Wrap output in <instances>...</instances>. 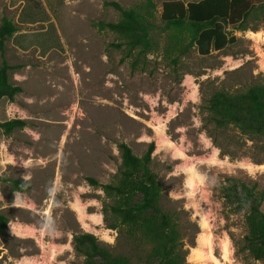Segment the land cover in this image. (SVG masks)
Returning <instances> with one entry per match:
<instances>
[{"label": "rangeland", "instance_id": "rangeland-1", "mask_svg": "<svg viewBox=\"0 0 264 264\" xmlns=\"http://www.w3.org/2000/svg\"><path fill=\"white\" fill-rule=\"evenodd\" d=\"M143 1L0 0V22L7 16L18 26L5 44L4 57L18 66L10 71V80L22 75L33 98L32 104L14 100L20 116L28 117L24 128L10 134L0 129L8 154L0 160L9 166L1 174L0 213L10 219L0 234V264H85L72 245L74 233L80 232L92 233L132 264H154L148 245L129 239L121 228L107 227L103 210L108 200L89 181L103 184L115 178L120 142L139 156L154 143L151 167L162 186L161 204L177 222L187 264H197L190 258L191 248L206 231L219 261L264 264L237 253L244 223L227 211L218 189L225 176H237L264 190V134L216 127L205 108L215 90L237 92L264 83V20L250 18L249 29L234 31L237 42L221 51L200 56L191 49L173 63L163 53L164 35L154 52L127 53L115 33L93 25L119 19L108 2L130 8ZM162 1L153 0L157 24ZM10 102L1 100L0 120L18 118L7 115ZM65 120L81 129L74 127L62 142ZM185 165L200 176L191 194ZM22 175L30 190H13L6 179ZM75 204L83 210L82 219ZM201 213L208 230L201 226Z\"/></svg>", "mask_w": 264, "mask_h": 264}, {"label": "trees", "instance_id": "trees-1", "mask_svg": "<svg viewBox=\"0 0 264 264\" xmlns=\"http://www.w3.org/2000/svg\"><path fill=\"white\" fill-rule=\"evenodd\" d=\"M119 11L116 22L95 21L99 29L115 33L127 53L138 51L148 54L160 46L165 36L164 56L177 63L191 49L200 56L221 51L237 42L234 31L249 29L250 18L264 20V0H164L159 14L160 24L155 22L156 4L145 0L133 7L123 8L117 2H108ZM257 30V28H252ZM18 30L7 16L0 22V99L14 101L23 88L10 80V71L18 67L4 57L5 44ZM205 108L210 121L220 128L232 125L244 134H264V83L250 85L243 91H213L206 99ZM27 122L19 118L0 120L5 134L22 129ZM120 165L115 178L100 184L108 202L104 206L107 227L121 228L129 239L146 244L150 248L149 260L154 264H187L186 251L177 222L162 207V186L154 173L150 142L144 154L136 155L125 143L118 144ZM4 178L0 175V182ZM13 190L26 192L30 184L22 179H6ZM227 211L242 218L245 234L237 253H243L254 261H264V190L256 182L237 176H225L218 186ZM9 217L0 213V234H3ZM72 245L76 254L84 257L85 264H132L126 256L114 254L89 232L74 233Z\"/></svg>", "mask_w": 264, "mask_h": 264}, {"label": "bare ground", "instance_id": "bare-ground-1", "mask_svg": "<svg viewBox=\"0 0 264 264\" xmlns=\"http://www.w3.org/2000/svg\"><path fill=\"white\" fill-rule=\"evenodd\" d=\"M73 76H74V79L77 80L74 72H73ZM72 110H77V106L72 105ZM61 123H63L62 129L65 128L64 129L65 131L62 137V142L65 140L67 135H69L75 128L76 130L81 129V126L75 127L74 120H65ZM175 152L179 157L183 158L184 155L180 153L179 150L175 149ZM184 170H185V173L188 174L187 181H186V185H187L186 189H187L188 194H191L194 192L195 188L198 186V183L200 182V176L192 166L185 165ZM57 180L58 178H56L54 183H56ZM74 208H75V211L78 213L79 217L82 219V214H83L82 208L79 207L77 204L74 205ZM200 223H201L202 228H204V230H208L209 225H208L207 218L202 213L200 214ZM222 247H223V252H224L223 258L227 259L228 246H227L226 241L222 243ZM190 258L193 262L197 264H207L206 263L207 261L212 262V264H227V263L219 261L215 257V255L212 253V236L207 231L202 232L199 235L198 246L191 248Z\"/></svg>", "mask_w": 264, "mask_h": 264}, {"label": "crops", "instance_id": "crops-1", "mask_svg": "<svg viewBox=\"0 0 264 264\" xmlns=\"http://www.w3.org/2000/svg\"><path fill=\"white\" fill-rule=\"evenodd\" d=\"M15 47L17 48V49H19L20 51H22L21 49H20V47H18L17 45H15ZM14 82H17V84L18 85H20L22 88H23V91L21 92V93H19V95H17L16 97H15V101L16 100H21V99H26L27 101H28V103L29 104H32V101H33V98H32V96L27 92V90L25 89V86H24V82H25V78H23V76L22 75H20V74H15V76H14V78L12 79ZM1 100L2 99H0V102H1ZM15 101H11L10 103L13 105L14 104V102ZM28 117L27 116H23L22 118H19V119H22V120H25V119H27ZM1 121H3V120H1ZM5 121V120H4ZM7 140H5V141H3V144H1L0 143V157H3V155L5 156V157H7V155H6V151H4V146H2V145H5V143L4 142H6ZM21 156H23V155H21ZM14 157V156H13ZM0 162H1V166H0V175L2 174V173H7L8 171H7V168L9 167H6L5 166V163L3 162V160L1 159L0 160ZM11 168H13V169H16L17 170V168H15V166H13V167H11ZM21 178H19V179H22V180H24L25 182H27L28 184H30V182H28V177L27 176H25V175H22V176H20ZM31 186V185H30ZM31 188V187H30ZM30 190V189H29Z\"/></svg>", "mask_w": 264, "mask_h": 264}, {"label": "built area", "instance_id": "built-area-1", "mask_svg": "<svg viewBox=\"0 0 264 264\" xmlns=\"http://www.w3.org/2000/svg\"><path fill=\"white\" fill-rule=\"evenodd\" d=\"M7 115L11 117L17 116L18 118H22L20 113L18 112L17 108H15L12 104H10L7 108Z\"/></svg>", "mask_w": 264, "mask_h": 264}]
</instances>
